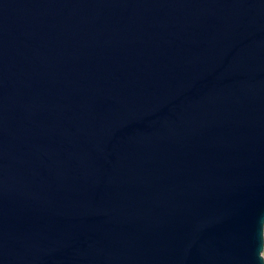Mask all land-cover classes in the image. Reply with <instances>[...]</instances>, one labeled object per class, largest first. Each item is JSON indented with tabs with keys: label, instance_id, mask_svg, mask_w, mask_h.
<instances>
[{
	"label": "water",
	"instance_id": "water-1",
	"mask_svg": "<svg viewBox=\"0 0 264 264\" xmlns=\"http://www.w3.org/2000/svg\"><path fill=\"white\" fill-rule=\"evenodd\" d=\"M264 0H0V264H264Z\"/></svg>",
	"mask_w": 264,
	"mask_h": 264
},
{
	"label": "rangeland",
	"instance_id": "rangeland-1",
	"mask_svg": "<svg viewBox=\"0 0 264 264\" xmlns=\"http://www.w3.org/2000/svg\"><path fill=\"white\" fill-rule=\"evenodd\" d=\"M262 256H263V258H264V248H263V250H262Z\"/></svg>",
	"mask_w": 264,
	"mask_h": 264
}]
</instances>
